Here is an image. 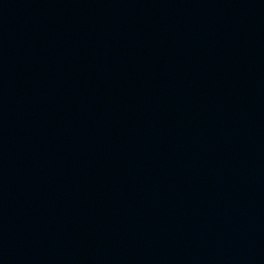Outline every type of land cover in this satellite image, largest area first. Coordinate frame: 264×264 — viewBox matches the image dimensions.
I'll use <instances>...</instances> for the list:
<instances>
[{
    "label": "water",
    "instance_id": "95a60500",
    "mask_svg": "<svg viewBox=\"0 0 264 264\" xmlns=\"http://www.w3.org/2000/svg\"><path fill=\"white\" fill-rule=\"evenodd\" d=\"M0 264H264V0H0Z\"/></svg>",
    "mask_w": 264,
    "mask_h": 264
}]
</instances>
